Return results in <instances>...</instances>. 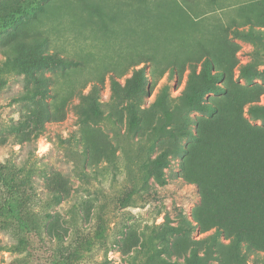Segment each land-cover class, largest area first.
<instances>
[{
	"label": "rangeland",
	"instance_id": "obj_1",
	"mask_svg": "<svg viewBox=\"0 0 264 264\" xmlns=\"http://www.w3.org/2000/svg\"><path fill=\"white\" fill-rule=\"evenodd\" d=\"M18 1L32 12L0 16V67L26 33L64 62L0 71V264H172L206 249L209 264H235L230 239L195 221L200 190L184 177L197 121L210 113L182 107L185 119L165 125L153 102L163 87L170 106L181 102L190 59L198 73L205 49L218 74L204 102L264 89V44L232 31L264 33V0H0V11ZM250 62L257 75L245 79ZM135 74L140 116L128 134L124 91ZM94 89L102 118L81 124L77 106ZM242 114L264 130L246 104ZM148 237L155 247L142 246ZM243 264H264V251Z\"/></svg>",
	"mask_w": 264,
	"mask_h": 264
},
{
	"label": "trees",
	"instance_id": "obj_2",
	"mask_svg": "<svg viewBox=\"0 0 264 264\" xmlns=\"http://www.w3.org/2000/svg\"><path fill=\"white\" fill-rule=\"evenodd\" d=\"M75 1L81 4L85 0ZM23 3L24 1H18L15 5L2 9L0 16L6 13L8 15L3 18L12 21L16 15L31 13L30 5L24 6ZM232 31L235 36L252 43L264 44V33L255 32L251 27L245 30L235 26ZM43 39L37 33H26L22 39H17L11 53H7L0 71L16 69L32 74L33 69L42 61L64 62L60 57L44 56V53L39 52V44ZM33 54L35 57L29 60ZM203 54L198 73L196 69L199 60L190 59L191 69L182 91L181 102L170 106L166 100V88L163 87L153 106L159 110L165 125L185 119L180 114L182 107L210 113V116H202L197 121L196 144L187 147L184 177L196 183L200 190L201 202L193 213L197 224L206 229L214 227L215 235L222 231L230 239L226 245L233 252L231 256L236 259L235 264H243L247 254L264 251V130L247 122L242 114V105H247V112L253 119L264 120V104L258 102V96L264 94V89L255 85L247 94L228 103L204 102L205 93L217 88L211 79L218 73L211 71L210 51L205 49ZM76 62L79 61L73 60V63ZM240 73L245 79L253 78L257 75L255 64L250 62L242 65ZM134 77L135 80L125 86L124 91L127 102L123 109L127 115L128 134L137 130L140 116L135 98L143 84L139 75L135 74ZM112 85L117 90L120 89L116 81ZM77 107L81 124H96L102 118L95 89L82 95ZM171 131L168 130L169 133ZM165 158L163 151L153 160V174L157 180L161 179V167H165ZM151 244L152 237H148L142 246H156ZM219 244L221 247L224 245L222 242ZM209 254L208 249L203 255H198L193 250L183 263L172 264H209ZM160 260L165 262L162 257Z\"/></svg>",
	"mask_w": 264,
	"mask_h": 264
}]
</instances>
